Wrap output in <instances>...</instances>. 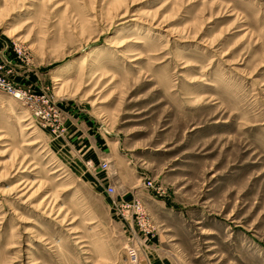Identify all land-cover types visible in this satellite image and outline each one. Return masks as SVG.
<instances>
[{
    "label": "rangeland",
    "instance_id": "374dc122",
    "mask_svg": "<svg viewBox=\"0 0 264 264\" xmlns=\"http://www.w3.org/2000/svg\"><path fill=\"white\" fill-rule=\"evenodd\" d=\"M0 65V264H264V0H0Z\"/></svg>",
    "mask_w": 264,
    "mask_h": 264
},
{
    "label": "built area",
    "instance_id": "2783aa9c",
    "mask_svg": "<svg viewBox=\"0 0 264 264\" xmlns=\"http://www.w3.org/2000/svg\"><path fill=\"white\" fill-rule=\"evenodd\" d=\"M7 72H5L4 70V66L0 65V92H5L8 94L13 95L14 97L17 98H21L22 96L26 93H23L21 91H19L18 89H16L15 85L10 81L9 77L7 76ZM101 169H107L108 168V164L107 163H103L100 167ZM152 182L148 181V186H151ZM115 191L114 187L109 186L107 188V193L108 194H113Z\"/></svg>",
    "mask_w": 264,
    "mask_h": 264
},
{
    "label": "bare ground",
    "instance_id": "6f19581e",
    "mask_svg": "<svg viewBox=\"0 0 264 264\" xmlns=\"http://www.w3.org/2000/svg\"><path fill=\"white\" fill-rule=\"evenodd\" d=\"M85 63V62H84ZM25 183V182H24ZM22 184V183H21ZM23 185V184H22ZM23 188V187H22ZM21 190V189H20Z\"/></svg>",
    "mask_w": 264,
    "mask_h": 264
},
{
    "label": "water",
    "instance_id": "95a60500",
    "mask_svg": "<svg viewBox=\"0 0 264 264\" xmlns=\"http://www.w3.org/2000/svg\"><path fill=\"white\" fill-rule=\"evenodd\" d=\"M105 131L108 132L107 129H105Z\"/></svg>",
    "mask_w": 264,
    "mask_h": 264
}]
</instances>
